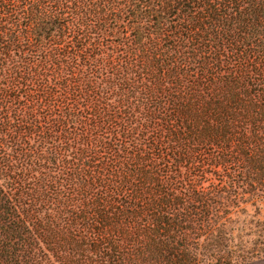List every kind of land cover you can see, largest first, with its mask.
Here are the masks:
<instances>
[{"label":"trees","instance_id":"16d2710c","mask_svg":"<svg viewBox=\"0 0 264 264\" xmlns=\"http://www.w3.org/2000/svg\"><path fill=\"white\" fill-rule=\"evenodd\" d=\"M0 264H264V0H0Z\"/></svg>","mask_w":264,"mask_h":264}]
</instances>
